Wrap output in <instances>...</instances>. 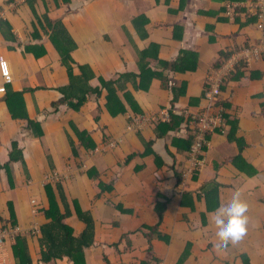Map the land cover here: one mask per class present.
Listing matches in <instances>:
<instances>
[{"label": "crops", "instance_id": "1", "mask_svg": "<svg viewBox=\"0 0 264 264\" xmlns=\"http://www.w3.org/2000/svg\"><path fill=\"white\" fill-rule=\"evenodd\" d=\"M249 1L0 0V264H74L46 261L53 204L75 239L91 236L83 264H264V47L203 98L211 69L264 40ZM184 56L196 68L174 72ZM208 108L225 127L193 167V115ZM166 109L185 120L165 133L154 123L171 118L142 120ZM235 190L247 231L220 247L211 212Z\"/></svg>", "mask_w": 264, "mask_h": 264}, {"label": "trees", "instance_id": "2", "mask_svg": "<svg viewBox=\"0 0 264 264\" xmlns=\"http://www.w3.org/2000/svg\"><path fill=\"white\" fill-rule=\"evenodd\" d=\"M1 23V30L3 32V29H2V26H5V28H9V26L6 24V23H2V21L0 22ZM48 24V27L50 28H53V25L50 24V22H47ZM56 29L58 28L57 25L58 22H56ZM43 27V25H40ZM55 30H54V33L53 35H55ZM4 34V32H3ZM54 37V36H53ZM54 40H55V37H54ZM69 41H71V39H69ZM58 44L56 45V48L58 49V53L62 56L63 60L67 63L69 60H71L70 58V49L68 48H64L63 47V44L62 43H59V41H57ZM53 44H56L55 42ZM75 46H71V49L74 48ZM186 56L189 54L188 52H185L184 53ZM230 56V54H229ZM229 56H226L224 55V58L221 60L219 59V61L215 64V67H218L221 65V63H223ZM70 68H71V65H69ZM170 66V65H169ZM171 69H173L174 72H180V73H185L187 72L188 70H194L196 67H195V64H188L186 62V59H185V56L184 57H181L177 62L171 64L170 66ZM238 69V68H237ZM144 71V70H143ZM232 75V71L230 73H228V77H230ZM151 76L152 77H155L157 76L156 75V72L155 71H151ZM226 78H224V81L222 82V85L224 84ZM221 85V86H222ZM182 86H183V83H182ZM182 86L180 85L179 87H174L173 88V91L175 93H178L179 92V89L181 90L182 89ZM222 89V88H221ZM112 93H114V91H112ZM110 96H108V99H109ZM176 96L173 97V104L174 103V100ZM73 99V98H72ZM80 99H84V98H80ZM120 103H121V100L119 99L118 100ZM219 101V100H218ZM82 102V101H81ZM71 103V102H70ZM112 101H110V105L108 106V108H110L111 112L112 113H115L117 110H113V107H112ZM80 103L74 105L73 107L75 108H78V105ZM218 106L223 107L225 108V103H223L222 100H220L218 102ZM223 108L221 109V111H219L221 113V115L225 118L227 117L226 116V113H224V110ZM126 111V108H125V105H123L121 103V106H120V109L118 110V112H125ZM185 118L182 116V115H178L174 112H172V117H171V120L170 122L168 123H157L155 122L154 123V126L156 129H160L161 132L165 133L167 132L166 130H169L170 128H174L177 124H180L181 121H184ZM159 126V127H158ZM234 124H232V127H231V131H230V134L233 133L234 131ZM208 135V134H207ZM81 138L83 139V137L81 136ZM195 139V130L193 129L192 133L189 134V139H188V142H187V148L190 150L191 147H192V143ZM48 193H49V198L50 200H53V195L52 193H50V189H48ZM56 205H52L50 206L49 210H48V217H50L53 221V232H52V235L51 236H47L46 234L44 235L45 238H43V240H41V245H44L46 248H47V252L48 254L45 256L46 257V261H48L49 259H51L52 256H55L56 254H59V253H66L67 254H75V256H71L72 259H73V262L74 264H83V261H82V254H83V251H82V248L84 246H88L89 245V241H91V236L88 234L89 233H86L84 234V236L82 238H79V239H75L73 237V232L71 230V227H69L68 225H66V223H64V219L66 218L65 216L63 215H59V213L56 211L55 209ZM88 224L90 225V227L92 226V223L90 221H88ZM17 245H22V239L20 238H17L16 239V246ZM61 247H65L64 250ZM14 252H16V250H14ZM18 253H19V250H18Z\"/></svg>", "mask_w": 264, "mask_h": 264}, {"label": "built area", "instance_id": "3", "mask_svg": "<svg viewBox=\"0 0 264 264\" xmlns=\"http://www.w3.org/2000/svg\"><path fill=\"white\" fill-rule=\"evenodd\" d=\"M249 6L255 9L253 11L258 16V28L260 30H264V0H250ZM236 7V4H228L227 10L229 12L233 11ZM252 12V11H251ZM264 47V40L262 43L259 44L258 47H253L252 49L243 48L235 52V54L225 62L221 69H211L207 74V78L205 81V87L203 90V98L208 102V106L214 104L217 100L219 93H220V85L223 80V76L225 73L229 72L236 64H239L240 61H245L250 63L251 58L258 57L260 51ZM0 70L3 74H6V66L3 61L0 62ZM4 91V86L0 85V92ZM210 108V107H209ZM209 108L205 111H198L196 114L193 115V123L196 124V131H195V140L193 141L192 148H191V160L194 162L193 167L200 164L198 161V155L202 151L204 146L205 135L207 132L213 131L215 129L224 130L225 124L223 116L219 111L217 112H210ZM143 116L142 120L147 121V119H153L152 121H159V119L169 121L171 118V113L169 110H162L161 116L160 115H153L150 116ZM8 232H0V246L3 243V239L5 235L8 236ZM11 237L15 238L18 234V231L13 229L11 231Z\"/></svg>", "mask_w": 264, "mask_h": 264}, {"label": "clouds", "instance_id": "4", "mask_svg": "<svg viewBox=\"0 0 264 264\" xmlns=\"http://www.w3.org/2000/svg\"><path fill=\"white\" fill-rule=\"evenodd\" d=\"M247 210L248 205L241 198L239 190H235L227 198L219 200L211 212L218 234L213 244L225 247L230 242L235 243L242 239L247 231Z\"/></svg>", "mask_w": 264, "mask_h": 264}]
</instances>
